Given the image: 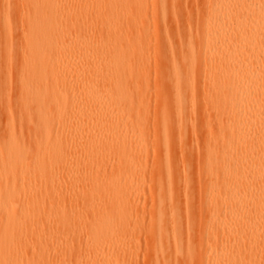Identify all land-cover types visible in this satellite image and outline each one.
<instances>
[{"label": "bare ground", "instance_id": "1", "mask_svg": "<svg viewBox=\"0 0 264 264\" xmlns=\"http://www.w3.org/2000/svg\"><path fill=\"white\" fill-rule=\"evenodd\" d=\"M0 128V264H264V0H0Z\"/></svg>", "mask_w": 264, "mask_h": 264}, {"label": "rangeland", "instance_id": "2", "mask_svg": "<svg viewBox=\"0 0 264 264\" xmlns=\"http://www.w3.org/2000/svg\"><path fill=\"white\" fill-rule=\"evenodd\" d=\"M11 2H12V5H15L16 3H17V0H11ZM191 6V5H190ZM200 7H201V5H198V6H196V7H194V9H192V6H191V10H193L192 12L193 13H197L198 11H200ZM188 9H189V7H188ZM190 10V9H189ZM21 15L13 8L12 9V22H13V26H14V28H15V30L17 31L18 29H19V26H20V24H21ZM14 51H15V53L17 54V56H19V54H20V43L19 42H15L14 43ZM152 66H151V68H150V71L151 72H155V69H154V66H153V64H151ZM13 79H14V81H15V83H17V81L19 80V72H16L15 74H14V76H13ZM11 106V105H10ZM16 108H17V104H12V106H11V112H12V115H13V118H14V125H15V127H16V129L18 128V125H19V123H18V120H19V116H18V112H17V110H16ZM201 112V111H200ZM200 112H199V114H200ZM3 125V124H2ZM152 125V122H150L149 123V126H151ZM146 131H148V129H146ZM145 131V132H146ZM3 131H2V128H0V134L2 133ZM6 142H7V140L6 141H4V144H6ZM198 143L199 144V148L200 149H202V142H201V140H200V138L198 139V140H196L195 139V141H194V139H193V143ZM148 171H150L151 169H152V167H151V164H149L148 165ZM200 168H197V167H195V166H193L192 167V169L190 170L191 171V173L193 174V175H195V177H197L198 178V176H202L201 175V172H200ZM201 186L203 187V188H205V187H207V183L205 182V180L204 179H202L201 180ZM196 191V192H195ZM192 194H194V195H197V189H195L194 190V192H192ZM197 197V196H196ZM148 205V206H147ZM147 205H143V204H141V207H140V211H141V213L143 214V216H141V222H144V225H145V228L147 227V225H148V223H149V217H150V215H151V206H150V204H147ZM144 212V213H143ZM147 223V224H146ZM142 237V236H141ZM144 238H145V236H143ZM143 238V240L140 242V252H138L139 253V258H141V259H139V260H141V261H139V263H141V264H143V261H146L147 260V258L149 259V255H147L146 254V251H145V253H144V249H146L147 247H145V246H147L148 244H146V243H148L147 241H146V238L144 239ZM142 253V254H141ZM140 254H141V256H140ZM146 254V255H145ZM142 258H145V259H142ZM183 259V258H182ZM183 261H185V260H183ZM144 264H146V262H144Z\"/></svg>", "mask_w": 264, "mask_h": 264}]
</instances>
